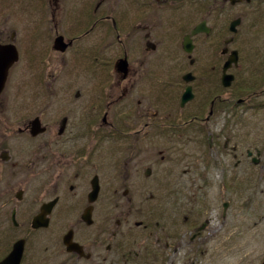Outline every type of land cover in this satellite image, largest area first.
Here are the masks:
<instances>
[{
	"label": "flooded vegetation",
	"instance_id": "flooded-vegetation-1",
	"mask_svg": "<svg viewBox=\"0 0 264 264\" xmlns=\"http://www.w3.org/2000/svg\"><path fill=\"white\" fill-rule=\"evenodd\" d=\"M31 3L41 13L42 24L50 26L48 42L40 43L59 61L69 52L79 55L77 47L85 42L80 57L88 71L97 58L87 45L97 34V40L105 38V47L113 45L117 53L112 61L105 58L113 72L106 80L104 75L102 109L82 94L81 88L88 86L86 76L74 73L82 71L72 66V75L60 83L77 90L63 98L51 93L58 100L53 103L54 116L45 115L44 109L32 117L14 113L17 95L9 91L7 83L30 36L14 28L12 17L17 9L27 14L29 10L17 0H0V49L14 47L18 55L0 92V264H174L185 244L190 251L185 264H196L197 258L189 257L197 254L198 248H192L207 223L195 229L189 241L174 245V240L186 234L174 235L171 218L162 219L160 202L148 209L136 202L131 191H148L152 200H160L159 191L167 190L157 178V141H183L189 131L204 136L209 129L220 128L221 112L234 114L241 104L236 98L239 65L226 72L234 76L229 87L223 86V66L231 52L238 51L237 33H231L230 25L241 19L238 9H247L253 0ZM258 4L264 2H258L252 12L258 10ZM63 16L69 21L68 32L63 30ZM201 24L204 29L189 38V54L184 50V38ZM225 32L231 35L222 39ZM172 35L185 57L171 48ZM120 61H125V70H118ZM177 68L183 72L177 73ZM173 70L176 74L170 73ZM187 88L192 98L182 104ZM92 93L88 91L90 96ZM35 121L37 134L32 130ZM119 127L124 129L121 136L130 140L131 150H136L124 161L127 169L129 163L133 169L131 173L121 171L120 185L106 188L105 133ZM206 140L211 147L214 140ZM15 150V155L33 159L30 176L13 174ZM163 150L159 153L169 151ZM255 152L259 157V150ZM246 154L251 163L259 164L252 151ZM34 181L37 185H31Z\"/></svg>",
	"mask_w": 264,
	"mask_h": 264
},
{
	"label": "rangeland",
	"instance_id": "rangeland-1",
	"mask_svg": "<svg viewBox=\"0 0 264 264\" xmlns=\"http://www.w3.org/2000/svg\"><path fill=\"white\" fill-rule=\"evenodd\" d=\"M17 1L25 4L29 13L17 9L12 17L13 25L18 32L29 33L30 41L22 45V60L13 69L7 83L9 91L17 95L13 100L14 113L32 117L44 109L45 115L54 116L56 106L53 103L58 100L56 101L51 93H60L63 98L72 96L77 90L68 88L66 82L60 83L62 79H69L73 67L82 71L74 73L86 76L85 83L88 82V86L81 88L82 94L92 100L94 106L98 105L97 109H102L105 106L102 93L104 75L106 80L113 72V66H106L105 58L108 61L114 60L116 47L108 44L105 47V38L99 41L97 34L92 36L87 45L93 48V56L97 58V61L93 60L94 63L88 65V71L80 57L85 42L77 47L79 55L69 52L59 61L47 45H42L50 38V26H47V23L43 25L41 13L30 7L33 0H26L30 5L21 0ZM258 2L261 0H253L247 9H238V16L242 19L234 36L235 46L239 51V68L235 74L238 100L246 98L244 87L248 85L251 86V92L264 89V4H258V10L255 9V12L251 10ZM35 4L38 6V2ZM66 5L71 9L70 2ZM22 17L26 19L24 23ZM65 17H61L62 25L63 30L68 32L70 25ZM230 35L225 32L222 39ZM172 37L174 45L171 48L175 50L176 55L185 57L175 44L176 35ZM200 50L203 48L200 47ZM182 72L183 70L177 68V73ZM170 73L176 74V71ZM67 89V93H64ZM88 91L93 92L92 96ZM14 119L16 122L17 119ZM220 121V128L209 129L204 136L189 131L187 139L183 141L176 140L168 144L164 139L158 140L157 178L159 185L166 186L167 191H159L160 200H152V194L147 193L148 191L138 194L132 190L131 196L136 197V202L144 203L148 209L160 202L157 206L164 214L162 219L165 221V218H171L174 235L186 234V237L174 240V245L181 240L189 241L193 231L207 223L192 248H198L197 254L189 257H196V264H264V93L249 102L238 104L234 114L221 112ZM123 130L119 127L112 130V133H105V136L108 135L105 138L106 188L120 185L123 180L120 177L121 171L131 173L130 169H133L131 163L127 165V169L124 161L129 153H135L136 150H131L130 140L121 136ZM206 137H210L211 142L214 140L211 147ZM163 149H168V153L160 154L159 151H164ZM248 150L260 160L259 164L251 163L246 154ZM255 150H259V157H256ZM15 153L18 151L15 150L13 154V160L17 163V167L12 169L13 174L17 173L19 177L30 176L33 159ZM13 179L17 180L15 177ZM31 185L37 183L34 181ZM225 203L228 204L226 209ZM168 254H171V251ZM189 254L186 244L183 245L174 264H185Z\"/></svg>",
	"mask_w": 264,
	"mask_h": 264
},
{
	"label": "water",
	"instance_id": "water-1",
	"mask_svg": "<svg viewBox=\"0 0 264 264\" xmlns=\"http://www.w3.org/2000/svg\"><path fill=\"white\" fill-rule=\"evenodd\" d=\"M240 23H241V19H237L231 23V25H230L231 33H233V34L237 33V27L240 25ZM202 28H203V24H201V26L196 27L190 35H188L184 38L183 46H184V50L187 53L190 54L192 52V47L190 46V39L189 38L191 36L198 34V32H200L202 30ZM230 41H231V39L227 40L226 43H228ZM63 48H65V45H63ZM17 58H18L17 51L14 47H11L9 49H0V92L4 87V84H5V81L7 78L8 69L10 68V66L12 64H14L17 61ZM238 60H239L238 51L231 52L230 56L228 57V60L225 62L224 66H223L222 81H223L224 87H229L231 85V82L234 79V76L228 75L226 72L233 65L237 66ZM125 68H126L125 61H120L118 63V70L122 71V70H125ZM191 98H192V95L190 92V88H187V90L185 91V93L183 94V97H182V104H185L186 102L191 100ZM32 130L34 133H36V134L38 133L36 121L32 125ZM226 207H227V203L224 204V209H226ZM38 218H37V220H38Z\"/></svg>",
	"mask_w": 264,
	"mask_h": 264
},
{
	"label": "trees",
	"instance_id": "trees-1",
	"mask_svg": "<svg viewBox=\"0 0 264 264\" xmlns=\"http://www.w3.org/2000/svg\"><path fill=\"white\" fill-rule=\"evenodd\" d=\"M250 88H251V86H249V85L247 87H244V92H247V96H246V98L241 99L242 100L241 104L249 102L250 99L257 98V97L261 96L262 93H264V89L252 90V92H251Z\"/></svg>",
	"mask_w": 264,
	"mask_h": 264
}]
</instances>
